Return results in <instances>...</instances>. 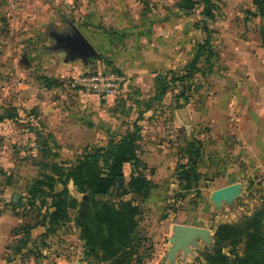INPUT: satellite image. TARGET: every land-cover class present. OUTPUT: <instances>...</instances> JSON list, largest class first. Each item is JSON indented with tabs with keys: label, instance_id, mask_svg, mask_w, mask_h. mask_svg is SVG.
Here are the masks:
<instances>
[{
	"label": "rangeland",
	"instance_id": "1",
	"mask_svg": "<svg viewBox=\"0 0 264 264\" xmlns=\"http://www.w3.org/2000/svg\"><path fill=\"white\" fill-rule=\"evenodd\" d=\"M0 1V116L6 113L15 116L0 121V206H4L3 209L19 219L15 228L20 225L30 228L27 234L14 236L11 233V244L27 235L29 240L27 247L22 248L19 254L8 251L5 258L9 264H102L95 256L85 255L81 233L72 222L74 210L69 211L68 222L50 229L46 225V216L51 211L49 209L51 195L64 188L61 184V181L65 180L63 175L69 168L75 166L86 148L107 145L110 137L115 134L110 132H112L111 124H115L116 121L110 119L103 121L104 128L101 126L100 129L105 132L107 138L99 145L91 143L95 137L97 138L93 135L97 125L95 120L85 121L86 127L92 132L86 138L91 145L79 148L75 145H59L51 134L52 139L46 140L49 133L43 129L38 119V110L18 105V101L13 100L15 99L13 95H18L19 92H15L21 82L28 83L27 96L32 97L34 87L38 83L45 85L43 79H52L62 85L73 77H54V75L49 78L48 76L53 73L47 61V57L55 52L58 46V41L52 34L66 35L73 31V27L67 23L70 17L68 20H65V16L62 18L60 12L63 10L59 7L61 0H53L55 7L60 11L58 13L55 10V17L51 19L43 17L37 21L38 18L29 16L27 19L32 22L13 21L11 14H14L15 10L8 8L10 4L7 1ZM12 1L16 3V0ZM41 1L47 2V0ZM112 1L124 3L132 10L133 15L127 18L122 23L123 27L119 29L101 25L98 27L100 30H128L129 34H183L185 49H191L195 42L199 43L200 56L196 61L194 58L198 48L189 51L182 67L160 74L166 77V84L169 82L165 89L166 93L160 101H151L152 98L137 101L142 106L150 105V108H154L155 115L150 118L156 121L161 117L160 124L166 130L175 129V126L178 127L185 121L189 122L187 128H191L193 108L202 107L207 100V80L223 78L221 60L226 56L230 61V55L223 57V48H232L240 44L262 45L260 31L264 26V18L252 5V0H210L208 10L211 16H205L202 0H198L200 3L188 12L179 10L181 0H135L131 4L132 7L130 3H126L127 0ZM150 20L152 23L147 25ZM88 27L80 25L77 29L92 41L98 53V59L97 57L91 59L94 62L89 71L105 70L112 66L111 55L106 50L111 47L112 42L109 41L103 48L98 47L96 40L91 39L94 35L92 33L97 31L91 33ZM102 35L114 40L127 34ZM171 41L175 42V39ZM62 56V61L59 60L57 63H63L66 55ZM170 73H174L173 76L180 79L170 84L173 77ZM127 86L128 83L123 89L125 92L121 93L123 99H117L120 103L112 107L117 114H110L115 120L119 119L118 125L126 120L128 123H123L131 124L136 117L132 116L127 106L128 99L133 97L135 92ZM65 92L67 96L76 94L67 89ZM98 100L102 101L101 98ZM138 103L134 104L138 106ZM92 118L95 119L94 116ZM203 124L204 122L201 121V129L204 127ZM129 173L126 170L123 176L128 177ZM199 174L201 178L198 186L188 193L182 190L177 182L175 187L170 183L157 184V186H167L170 192L163 198V206L160 210L155 207L150 209L142 204L143 211L139 218V235L144 239L140 250L141 264H207L203 254L212 247L216 227L223 223H235L243 216L251 214L260 206L264 198V191L259 196L255 191L258 192L260 189L247 186L243 187L242 193L231 206L223 204L220 210L215 209L210 201L215 185L204 182L203 174L200 172ZM65 187L71 198L78 203L82 202L83 196L76 191L71 182ZM177 194L186 195L180 199V195ZM168 215H172L171 220H168L170 224L183 222L188 224L186 226L197 229L203 225L207 231H204L203 237H199L198 234L193 235L190 243L173 253L172 245L167 240H163V237L160 242L154 241L159 237L155 229L152 231L163 220V216L168 217Z\"/></svg>",
	"mask_w": 264,
	"mask_h": 264
},
{
	"label": "crops",
	"instance_id": "2",
	"mask_svg": "<svg viewBox=\"0 0 264 264\" xmlns=\"http://www.w3.org/2000/svg\"><path fill=\"white\" fill-rule=\"evenodd\" d=\"M5 1L10 4L8 8L15 10L14 14H11L13 21L27 22L29 16L38 18L37 21L43 17L51 19L55 17V10L60 12L53 0L47 2L16 0V3L12 0ZM134 2L135 0L126 1L130 5ZM59 7L63 10L60 12L62 18L65 16V20H68L70 17L67 21L68 25L75 28L87 25L91 33L101 32L102 30L98 28L101 25L119 29L123 27L122 23L133 15L132 10L124 3L112 0H61ZM95 35L98 47L103 48L109 41L112 42L111 47L106 50L111 55L113 68L109 66L106 69L123 73L129 80L127 87L135 92V95L127 101L132 116H136L133 123L126 124L128 123L126 120L118 125L119 119L115 120L113 115H110L117 114L112 107L120 103L117 99H123L122 94L125 90L113 97L101 98V103L99 97L95 98L96 96L78 94L67 96L62 85L46 88L44 84L38 83L34 87V96L30 98L26 90L28 83L21 82L15 92L19 93L13 95L15 96L13 100L18 101V105L22 107L36 108L43 129L53 135L59 145H75L76 148L91 143L102 144L100 142L107 137L100 127L104 128L102 123L106 119L116 121L115 124H111L110 133L114 132L113 135L118 136L131 130L137 117L140 116L137 121L140 127L138 155L146 165L145 177L156 185L143 202L147 208L155 207L160 210L163 206L162 200L170 192L167 186H157V184L170 183L175 187V169L178 164L186 163L187 158H182L185 155L183 151L186 142L192 139L198 140L202 145L198 171L203 174L204 182L214 184V190L241 183L244 187L260 189L255 193L262 195L264 191L262 190L264 186V47L261 44L259 46L240 44L232 48H223V57L230 55V61L226 56L221 60L223 78L207 80L208 97L202 107L193 108L191 128H187L189 122L185 121V123L181 122L180 126H175V129L166 130L160 124L161 117L156 121L150 118L155 115V109L152 107L146 109L137 101L153 97L155 78L182 67L189 51L197 50L199 43H193L191 49L187 48V50L184 48L183 34H127L114 40L107 39L102 34ZM173 39L175 42L171 41ZM62 55L66 56L63 63L59 64L57 62L62 61ZM47 61L53 73L48 76L49 78L54 75V77H74L89 71L94 62L69 59L66 52L61 50L49 55ZM134 103L139 105L136 106ZM86 120H95L97 124L93 134L97 138L95 137L93 141L90 137L92 140L90 144L86 138L92 132L86 127ZM201 121L204 122L202 129ZM126 170L131 173L130 164L123 166V173ZM130 173L129 178L122 177L124 186L130 179ZM80 197L82 200V196ZM3 208L4 206H0V264H9L5 258L6 247L11 244V232L19 223V219ZM171 216L168 215L153 230L151 229L152 231L155 229L159 237L154 241L160 242L163 237V240L169 243L174 226L188 225L183 222L170 224L168 220H171ZM198 229L199 237L205 235L204 231H207L205 226L201 225Z\"/></svg>",
	"mask_w": 264,
	"mask_h": 264
},
{
	"label": "trees",
	"instance_id": "3",
	"mask_svg": "<svg viewBox=\"0 0 264 264\" xmlns=\"http://www.w3.org/2000/svg\"><path fill=\"white\" fill-rule=\"evenodd\" d=\"M199 3L198 0H181L179 10L191 11ZM202 3L205 6V16H211L208 10L210 0H202ZM252 5L264 18V0H252ZM150 22L151 20L147 25ZM105 33L125 35L129 34V31L112 29L92 34ZM260 33L264 47V26ZM93 38L97 40L96 35H93L91 39ZM200 49L197 50L195 61L200 56ZM170 74L173 76L174 73ZM165 78L161 75L155 78V94L151 97V101H160L166 93L165 89L169 82L166 84ZM176 79L180 78L171 77L170 84L177 81ZM43 80L46 88L60 86L52 79ZM180 81L182 82L183 78ZM144 107L149 109L150 105ZM14 117L13 114L6 113L0 116V121ZM137 121L125 134L112 135L106 146L86 148L75 166L69 168L63 175L65 179L61 181L63 190L54 192L50 197L51 211L46 216L48 229L68 222L69 211L74 210L72 222L81 233L80 238L84 242L85 255L95 256L102 264H141L140 250L144 239L139 235V218L143 211L142 203L156 185L145 177L146 165L138 155L140 127ZM50 139L52 136L47 134L46 140ZM201 149V142L196 139L186 142V148L183 151L185 155L182 158H187V161L176 167L175 180L187 193L191 189H196L201 178L198 171L202 157ZM125 164H130L132 167L130 179L127 185L116 194L117 179L123 177ZM68 182H71L76 191L83 196L81 203L68 195L65 187ZM186 194L177 195H180L182 199ZM166 217L163 216V219ZM29 229L20 225L11 233L19 236L28 232ZM28 240V235L22 239H16L13 244L6 247L7 252L19 254L22 248L27 247ZM203 257L207 264H264V198L260 206L251 214L243 216L235 223L218 225L214 231L213 245L203 254Z\"/></svg>",
	"mask_w": 264,
	"mask_h": 264
},
{
	"label": "water",
	"instance_id": "4",
	"mask_svg": "<svg viewBox=\"0 0 264 264\" xmlns=\"http://www.w3.org/2000/svg\"><path fill=\"white\" fill-rule=\"evenodd\" d=\"M66 35L56 34L58 41L57 48L66 52L68 58H79L84 62L96 58L98 53L91 40L77 28ZM116 193L118 194L123 186V178L117 179ZM244 185L241 183L230 184L214 190L210 195V201L215 209H221L223 204L231 206L234 200L242 193ZM200 230L186 225H176L173 229V235L169 243L172 245L171 251L175 253L182 247L191 242L193 235L198 234ZM204 235V234H203ZM203 237V236H202ZM213 245V244H212Z\"/></svg>",
	"mask_w": 264,
	"mask_h": 264
},
{
	"label": "built area",
	"instance_id": "5",
	"mask_svg": "<svg viewBox=\"0 0 264 264\" xmlns=\"http://www.w3.org/2000/svg\"><path fill=\"white\" fill-rule=\"evenodd\" d=\"M128 83L126 76L113 69L86 71L63 82V88L78 95L108 98L121 92Z\"/></svg>",
	"mask_w": 264,
	"mask_h": 264
},
{
	"label": "flooded vegetation",
	"instance_id": "6",
	"mask_svg": "<svg viewBox=\"0 0 264 264\" xmlns=\"http://www.w3.org/2000/svg\"><path fill=\"white\" fill-rule=\"evenodd\" d=\"M71 32H72V31H71ZM71 32H70V33H71ZM55 35H56V34H52L53 38H55ZM64 35H65V34H64Z\"/></svg>",
	"mask_w": 264,
	"mask_h": 264
}]
</instances>
